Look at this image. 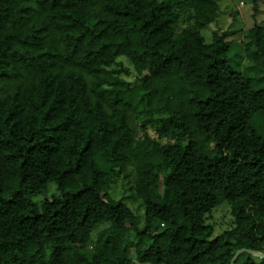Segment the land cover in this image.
<instances>
[{
    "label": "trees",
    "instance_id": "1",
    "mask_svg": "<svg viewBox=\"0 0 264 264\" xmlns=\"http://www.w3.org/2000/svg\"><path fill=\"white\" fill-rule=\"evenodd\" d=\"M220 12V0H0V264L264 252V25L207 42ZM127 167L142 215L110 192ZM221 205L233 227L215 234Z\"/></svg>",
    "mask_w": 264,
    "mask_h": 264
},
{
    "label": "rangeland",
    "instance_id": "2",
    "mask_svg": "<svg viewBox=\"0 0 264 264\" xmlns=\"http://www.w3.org/2000/svg\"><path fill=\"white\" fill-rule=\"evenodd\" d=\"M221 12L218 20L211 23L209 26L201 30L205 40L211 42L213 40V31L221 29L222 31H236L231 35L230 41L235 43L243 39V34L249 28L255 24L264 25V0H220ZM187 24H180V27ZM179 27V28H180ZM239 50L233 51L235 61L239 58L237 54ZM119 61H122L124 66L128 67L129 72H121V76L136 83L139 79V75L134 70L133 64L126 57H119ZM134 133L135 136L141 134L140 126L138 122L134 121ZM149 133L152 136H157L155 131V125L148 127ZM162 142L174 141L175 138H160ZM135 175L130 167L121 171L117 177L116 183L111 187V194L117 198L123 199L127 202L138 214L144 213V207H141L137 193L135 190ZM44 198L43 195L35 197V200L41 201ZM208 222L215 227V234H221L226 230H230L233 227L234 217L231 212V208L228 205H221L216 208L212 213L208 214ZM103 224L100 228L104 227ZM99 228V229H100ZM257 257V256H256ZM259 257V256H258ZM260 263V261L258 260ZM142 264V263H136Z\"/></svg>",
    "mask_w": 264,
    "mask_h": 264
},
{
    "label": "water",
    "instance_id": "3",
    "mask_svg": "<svg viewBox=\"0 0 264 264\" xmlns=\"http://www.w3.org/2000/svg\"><path fill=\"white\" fill-rule=\"evenodd\" d=\"M243 251H249L251 253H253L254 255H257L259 256L260 258H264V252H258V251H255V250H251V249H240L237 251V253L235 254L233 260H232V263L233 264L235 262V260L237 259V257L239 256L240 253H242Z\"/></svg>",
    "mask_w": 264,
    "mask_h": 264
}]
</instances>
